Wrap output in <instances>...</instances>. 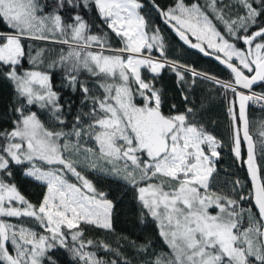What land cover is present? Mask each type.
I'll return each instance as SVG.
<instances>
[{
    "label": "snow or ice",
    "instance_id": "1",
    "mask_svg": "<svg viewBox=\"0 0 264 264\" xmlns=\"http://www.w3.org/2000/svg\"><path fill=\"white\" fill-rule=\"evenodd\" d=\"M155 6L186 44L214 55L231 78L169 61L138 0H0V23L8 29L0 31V74L14 91L13 104L0 113L10 123L0 131V264H58L57 249L66 250L72 264H130L120 240L144 257L141 264H264V176L256 156L257 147L264 155V121L254 142L246 111L249 103L264 106V91H253L264 82V0ZM93 7L122 46L113 47L107 32H92L85 16ZM154 49L159 57L151 55ZM25 61L31 67L24 68ZM166 67L178 85L190 72L232 93V152L247 164V195L238 191L244 187L239 180L225 182L230 191L213 190L223 145L196 119L194 106L178 112L173 104L165 113L155 81ZM56 69L61 89L82 96L74 114L73 103L62 104L53 85ZM84 73L88 80L80 79ZM182 99L189 103L183 92ZM36 105L49 113L51 126L26 107ZM17 166L46 187L38 206L9 182ZM89 169L134 190L141 222L155 223L166 252L149 251L152 240L119 237L115 248L85 240L82 224L114 232V203L84 175ZM247 201L255 212L241 206ZM13 217L31 218L42 231L9 222ZM91 246L114 258L99 257Z\"/></svg>",
    "mask_w": 264,
    "mask_h": 264
},
{
    "label": "trees",
    "instance_id": "2",
    "mask_svg": "<svg viewBox=\"0 0 264 264\" xmlns=\"http://www.w3.org/2000/svg\"><path fill=\"white\" fill-rule=\"evenodd\" d=\"M138 2L142 5L140 14L149 21L151 29H159V34L163 38L164 52L169 61H176L181 65L195 69L197 72L208 74L221 80H228L231 78V74L213 60L204 58L198 53L186 48L177 36L166 26L164 18L160 15L155 5H158L166 11L170 7H175L179 0H155V4H153V0H138ZM183 2L185 5L190 6L191 4L196 3L197 0H183ZM225 2H227V0H225ZM199 3L204 5L205 0H199ZM85 19L94 25L92 28L94 34L98 32H107L109 34V42L113 47L122 46L119 38L107 28V25L100 19L94 7L87 9ZM220 27L222 29V25ZM0 31H8L3 23H0ZM149 34H151V30L149 31ZM190 39L193 43L197 42L193 37H190ZM37 46L51 47V45H45L43 43H40ZM237 46L244 47L242 43H238ZM151 55L153 57H159L160 52L158 49H154ZM23 67L29 68L31 66L25 61ZM142 74L147 80L152 79V74L147 70H144ZM62 75L63 74L59 69L55 70L53 85L58 92H61L60 102L62 104L66 106L68 103H73L72 112L74 114L76 109L80 106L82 96L78 92L73 93L70 89H61ZM88 78L87 73L80 76L81 80H88ZM186 80V84L178 85L176 74L168 67L162 69L161 73L156 77V87L163 89L166 98V103L164 105L165 113L169 114L170 106L173 104L176 105V110L178 112H182L186 107L194 106L195 111L197 112L196 119L223 145L220 150L226 153H231L233 148V129L232 120L228 114V100L231 99L232 93L228 92L227 95H225L223 88L218 87L202 77L193 78L190 73L186 74ZM92 83H95V81H92L89 84L90 87ZM253 91L257 93L264 91V82H260L256 85L253 88ZM182 92L188 96V104H185L183 101ZM13 97L14 91L12 85L3 78L2 74H0V113L8 111L9 106L13 104ZM139 100L140 98L137 97V101ZM26 107L29 111L37 112L40 119L51 126L49 113L46 110L40 109L38 105ZM65 111H67V107H65ZM247 117L250 121L249 131L253 137V141L258 142L260 139L259 125L261 121H264V106L249 103ZM67 120L70 127L72 116H68ZM8 128H10V123L7 122V118L0 119V131ZM241 151L242 156L244 157L242 146ZM256 156L260 173L264 176V155L260 153L259 147H257ZM13 171L14 175L9 179V182H14L19 191L31 203L38 206L45 193V186L30 178L24 177L23 169L18 166L14 168ZM84 175L93 182L98 191L105 192L107 198L112 200L115 206L113 213L114 232H108L103 229L95 228L94 226L82 224L81 227L85 233V240L92 239L97 242L102 241L111 245L113 248L117 247L119 237H126L128 241H136L137 244L143 243L145 240H152L153 245L149 251H152L153 249L157 252L167 251L166 246L158 235L155 223L152 222L150 218L141 222L138 205L134 199L135 192L131 187H124L122 184L111 179L102 178L99 173L93 172L90 169L85 171ZM69 178L70 182L76 183L74 177L70 176ZM241 206L243 208L252 207L253 212H255L251 201L241 202ZM7 219L11 223L22 224L24 227L32 228L37 232L42 231L37 223L31 218L21 219L13 217ZM246 226L247 224H245V227ZM119 244L123 255L130 261V264H141L144 257L138 255L129 243L120 240ZM89 250L96 252L99 257L105 259L114 258L112 253L105 252L102 247L91 246ZM52 255L58 261V264H72L69 253L64 249H57Z\"/></svg>",
    "mask_w": 264,
    "mask_h": 264
},
{
    "label": "rangeland",
    "instance_id": "3",
    "mask_svg": "<svg viewBox=\"0 0 264 264\" xmlns=\"http://www.w3.org/2000/svg\"><path fill=\"white\" fill-rule=\"evenodd\" d=\"M193 38L196 39L195 37ZM220 153L221 155L216 164L217 174L213 190L223 189L226 192L230 191L231 184H226L225 182L239 180L244 187L243 189H238V191H242V194L247 195L249 188L242 162L235 157L233 152L226 153L220 150Z\"/></svg>",
    "mask_w": 264,
    "mask_h": 264
},
{
    "label": "water",
    "instance_id": "4",
    "mask_svg": "<svg viewBox=\"0 0 264 264\" xmlns=\"http://www.w3.org/2000/svg\"><path fill=\"white\" fill-rule=\"evenodd\" d=\"M166 26L177 36V38L180 40V42H182L186 48H188L189 50H192L196 53H198L199 55H201L202 57L204 58H208V59H211L213 60L215 63H217L218 65H220L221 67H223L225 70H227L229 73L230 71L226 68V66L220 64L216 59H215V56L214 55H205L204 53L200 52L198 49H194L190 46V44H186L181 38L180 36L176 33V31L172 28V26L168 23H165ZM191 41V39H190ZM191 43H193L191 41ZM190 73V72H189ZM191 74V73H190ZM231 74V73H230ZM202 77V76H201ZM203 78V77H202ZM260 82L257 83V85L259 84ZM255 87V86H254ZM247 110H248V107H247ZM246 110V111H247ZM237 114H238V105H237ZM248 118V117H247ZM242 133H241V138H242ZM242 147H243V150H244V157H243V160L246 161L247 160V144L246 143H242ZM242 165H243V168H244V171H245V174H246V178H247V183H248V186H249V190L251 189L252 187V183H251V178H250V175L248 173V170H247V164L245 162H242ZM251 204L253 206V203L251 201ZM254 208V206H253ZM255 209V208H254ZM256 211V209H255Z\"/></svg>",
    "mask_w": 264,
    "mask_h": 264
},
{
    "label": "built area",
    "instance_id": "5",
    "mask_svg": "<svg viewBox=\"0 0 264 264\" xmlns=\"http://www.w3.org/2000/svg\"><path fill=\"white\" fill-rule=\"evenodd\" d=\"M257 105H259V104H257Z\"/></svg>",
    "mask_w": 264,
    "mask_h": 264
}]
</instances>
